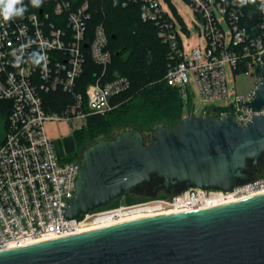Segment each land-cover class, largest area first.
<instances>
[{
    "label": "built area",
    "instance_id": "2783aa9c",
    "mask_svg": "<svg viewBox=\"0 0 264 264\" xmlns=\"http://www.w3.org/2000/svg\"><path fill=\"white\" fill-rule=\"evenodd\" d=\"M165 1L127 0L124 5H138L141 21L153 24L168 46L165 80L180 92L185 105L191 103L192 75L203 99L231 98L226 106L205 107L202 115L232 117L243 125L255 116L264 117V107L243 105L254 101L262 80L256 69L264 65V11L251 4L237 7L233 0H185L193 16L190 23L201 24L205 38V44L194 46L189 54L184 41L191 30L176 13L177 5ZM92 5L93 0H44L41 8L29 6L22 19L0 21V251L106 228L134 216L203 210L264 194V177H258L229 192L197 187L172 194L161 191L166 195L137 205L110 204L72 220L64 216L75 197L81 161L59 155L45 122L81 119L86 124L90 116L112 111L114 99L131 85L125 76L106 80L112 63L109 35L102 23L90 27ZM251 13L258 23L249 30ZM22 45L25 62L16 65L12 52L19 54ZM34 50L47 56L40 67L27 62ZM88 58L101 68V75L83 89ZM228 69L253 77L252 87L232 97ZM55 93L68 97L72 110L57 113L48 108L46 96Z\"/></svg>",
    "mask_w": 264,
    "mask_h": 264
},
{
    "label": "water",
    "instance_id": "95a60500",
    "mask_svg": "<svg viewBox=\"0 0 264 264\" xmlns=\"http://www.w3.org/2000/svg\"><path fill=\"white\" fill-rule=\"evenodd\" d=\"M247 27L258 23L248 15ZM264 60V56H263ZM262 80L250 108L264 107ZM257 75V74H256ZM264 160V117L190 115L176 129L157 127L101 140L83 154L68 220L108 206L152 178V195L182 188L231 191ZM0 264H264V194L185 213L152 216L0 251Z\"/></svg>",
    "mask_w": 264,
    "mask_h": 264
},
{
    "label": "trees",
    "instance_id": "16d2710c",
    "mask_svg": "<svg viewBox=\"0 0 264 264\" xmlns=\"http://www.w3.org/2000/svg\"><path fill=\"white\" fill-rule=\"evenodd\" d=\"M126 1L93 0V20L90 27L104 24L109 35L108 49L112 53L106 80L125 76L131 85L128 91L114 99L115 107L112 111L90 116L86 124L75 133V153L88 149L101 140H112L128 130H137L146 139L147 135H151L149 143L157 127L176 129L185 116L194 113L191 103L186 106L180 92L165 80L168 46L159 39L153 24L141 21L138 5L133 2L124 5ZM100 75L101 68L88 58L81 80L82 88L95 82ZM56 94L62 93L49 94L46 101L51 105V110L57 112L62 107L58 108V100L51 98ZM2 105L4 103L0 102V106ZM152 189L153 187L148 194L152 195Z\"/></svg>",
    "mask_w": 264,
    "mask_h": 264
},
{
    "label": "rangeland",
    "instance_id": "374dc122",
    "mask_svg": "<svg viewBox=\"0 0 264 264\" xmlns=\"http://www.w3.org/2000/svg\"><path fill=\"white\" fill-rule=\"evenodd\" d=\"M162 1L166 3L165 0ZM170 2H173L175 5H177L178 11L176 13L183 20V22L187 26V29L191 30L189 36L184 41V47L186 51L189 53L194 46L199 44L204 45L205 38L202 36L201 24H198V26L196 27L194 26L193 23H190L189 19L192 18L193 16L190 6L187 4V2L185 0H170ZM195 22L197 23V21ZM223 26L226 30L227 35L230 37L231 33L229 27L226 25V23H224V21H223ZM227 74H228V83L232 97L234 96L235 93L247 92L254 83V78L246 73L241 72L239 74H234L230 69H228ZM189 88L192 93L191 105L193 111L197 115L201 114L205 109V107H222L230 104L231 98L229 100L203 99L198 91V88L195 83V79L192 75H190L189 77ZM52 97L58 100L56 106H58V108L62 107L61 109H59V111H57V113H61L65 109L72 110L71 102L66 96L62 94H56L51 96V98ZM48 108H52L50 104L48 105ZM84 125L85 124L81 119L48 120L45 122L44 127L46 133L53 140L56 151L58 153L59 151H62L65 154L66 161H79V160L82 161L80 157H83V154L87 150V148L81 150V152L78 151L77 153H75L77 147L75 145L74 137H75V133L79 131ZM147 136L148 138H150L151 135H147ZM148 138L146 139L147 143L149 140ZM73 150H75V152L71 153ZM258 177H264V166L257 168L256 172L250 179H254ZM184 189L185 188H182L177 192H181ZM160 195L161 194H157L156 196H160ZM156 196H153L150 193L148 194V191L142 188H137L125 194L123 197L119 198L115 202H113L111 206L118 207V206L137 205L140 203L147 202L155 198Z\"/></svg>",
    "mask_w": 264,
    "mask_h": 264
},
{
    "label": "clouds",
    "instance_id": "9594fccd",
    "mask_svg": "<svg viewBox=\"0 0 264 264\" xmlns=\"http://www.w3.org/2000/svg\"><path fill=\"white\" fill-rule=\"evenodd\" d=\"M44 0H29V4L26 5L24 0H0V21L9 23L17 18H23L28 11L29 6L33 8H41ZM233 3L237 7L245 8L248 5L257 6L259 11H264V0H233ZM26 45H22L19 50V54L14 50L12 55L14 57V63L19 65L24 63V48ZM47 60L46 54L41 51H32L28 54L27 62H30L34 67H40Z\"/></svg>",
    "mask_w": 264,
    "mask_h": 264
},
{
    "label": "flooded vegetation",
    "instance_id": "af4514ba",
    "mask_svg": "<svg viewBox=\"0 0 264 264\" xmlns=\"http://www.w3.org/2000/svg\"><path fill=\"white\" fill-rule=\"evenodd\" d=\"M74 152H75V150H73L72 153H74ZM261 166H264V160H261L260 163H259V165H258L257 167L251 165V170L254 171V172H256L257 168H259V167H261ZM161 182H162L161 179H159L158 177H155V178H152V180H151L149 183H147V184L141 186L140 188H142V189H144V190H146V191H149L150 188H152V187H154V186L160 184ZM174 192H176V191H175V190H172V191H170V192H166V193H167V194H172V193H174ZM160 193H161V192H160ZM160 193H158V194H160Z\"/></svg>",
    "mask_w": 264,
    "mask_h": 264
},
{
    "label": "bare ground",
    "instance_id": "6f19581e",
    "mask_svg": "<svg viewBox=\"0 0 264 264\" xmlns=\"http://www.w3.org/2000/svg\"><path fill=\"white\" fill-rule=\"evenodd\" d=\"M235 202H236V201H235ZM147 217H151V216H147V215L134 216V217H132V218H127V219H125V220H123V221L117 222V224H118V223H123V222H125V221L138 220V219H143V218H147ZM114 224H116V223H114ZM107 227H109V226H107Z\"/></svg>",
    "mask_w": 264,
    "mask_h": 264
},
{
    "label": "crops",
    "instance_id": "0c3cea01",
    "mask_svg": "<svg viewBox=\"0 0 264 264\" xmlns=\"http://www.w3.org/2000/svg\"><path fill=\"white\" fill-rule=\"evenodd\" d=\"M243 93H245V92H243ZM72 152H73V151H72ZM72 152H71V153H72ZM59 155H60L61 157L66 158L65 154H64L62 151H59Z\"/></svg>",
    "mask_w": 264,
    "mask_h": 264
}]
</instances>
